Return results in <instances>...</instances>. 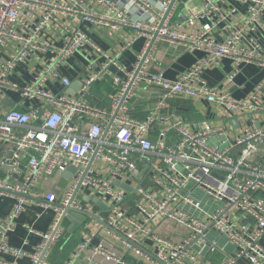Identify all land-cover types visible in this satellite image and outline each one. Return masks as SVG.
<instances>
[{
	"label": "built area",
	"instance_id": "1",
	"mask_svg": "<svg viewBox=\"0 0 264 264\" xmlns=\"http://www.w3.org/2000/svg\"><path fill=\"white\" fill-rule=\"evenodd\" d=\"M183 1L0 0V167H10L9 176L0 178V192L18 194V207L44 200L43 206L56 214L32 264H50L47 251L63 234L60 220L66 212L91 214L98 230L120 239L141 262L212 264L205 253L215 251L224 237L234 251L220 264H264V77L238 99L229 90L209 86L202 75L207 64L219 66L224 58L234 67L229 81L244 64L264 70V0H201L200 9L175 20L177 3ZM81 23L103 27L109 36L130 29L144 37L133 68L119 62L121 51H104L80 29ZM162 41L209 56L169 79L149 70L153 49ZM78 53L102 57L104 64L98 67L99 57L89 58L81 91L56 94L50 83L71 85L63 68ZM19 66L31 75L29 83L10 78ZM106 75L116 85L110 108L86 98L87 89ZM141 83L159 91L155 107L144 118L134 116L129 104ZM10 90L32 107H4ZM176 96L237 114L241 131L211 121L186 127L163 110ZM144 165L149 185L139 181ZM71 167L75 172L60 198L61 188L44 180H60ZM115 181L132 186L133 193ZM86 190L109 206L107 215L85 201ZM156 221H172L187 233L174 241L152 228ZM5 236L3 232L0 253L9 251ZM95 237V232L87 233L66 264H75L83 254L86 264H101L95 255L116 264H136L93 243ZM146 238L152 239L154 253L145 250ZM88 248L91 252L86 253Z\"/></svg>",
	"mask_w": 264,
	"mask_h": 264
},
{
	"label": "crops",
	"instance_id": "2",
	"mask_svg": "<svg viewBox=\"0 0 264 264\" xmlns=\"http://www.w3.org/2000/svg\"><path fill=\"white\" fill-rule=\"evenodd\" d=\"M177 11L174 15L175 20L184 18L185 13H191L198 10L202 6L201 0H184L178 2ZM240 11H244V7H239ZM80 29L88 33V35L96 41L104 51L112 54L121 51L119 55V62L127 69L131 70L136 60L137 51H141L146 39L137 36L136 32L130 29H122L113 36H109L107 30L103 27H94L87 23H81ZM137 39L135 40V38ZM132 43L131 48H127L128 44ZM126 50H122L125 49ZM7 53L5 50L4 54ZM209 54L197 50L189 51L184 46L172 44L167 41L158 42L153 49V60L150 72L161 71L169 79H176L181 73L191 69L199 60L208 57ZM93 54H76L69 58L68 64L63 68V75L71 80V85L65 88L61 82L52 81L50 89L56 94L66 93L67 95H77L82 89L83 70L88 64L89 58H98ZM104 58L99 57L96 62L98 67L104 64ZM233 63L229 58H224L219 66L212 63L207 64L203 69V77L208 85L217 91H231L235 98L241 99L246 97L253 90L254 86L264 77V70L254 64H244L240 67L232 81H229L230 75L233 72ZM112 73L117 72L116 68L111 66ZM10 78L19 84H26L31 81V75L23 66L11 74ZM116 93V85L114 84L111 76H104L98 80L93 86L87 89L86 98L88 102L99 106L111 107L112 97ZM5 100L11 102L12 106L18 108H31L32 102L24 100L21 95L14 90L5 93ZM159 98V91L157 88L141 83L134 96L130 99L131 113L139 118H144L155 107ZM36 105L38 103L35 101ZM10 106L4 104V107ZM54 107V106H52ZM165 113L172 114L173 117L181 119L188 128H197L201 123L211 121L214 124H227L233 130L239 132L242 129L240 125L241 118L234 113L220 110L214 105L209 104L207 101L197 98H190L184 96H176L169 99L163 109ZM261 118V115L257 116ZM240 118V119H239ZM259 126V123H255ZM153 135L156 136V128L153 130ZM2 150L0 149V154ZM146 167L145 165L142 169ZM6 169L10 167H0V178L9 176ZM147 170L142 178L145 185L149 182L145 178ZM141 180V181H142ZM140 181V180H139ZM58 178H50L44 180V184L51 187L58 186ZM123 185V186H122ZM48 186V187H49ZM120 189L128 191L127 187H132L129 184L119 182ZM45 188V186H44ZM86 202L94 203L92 200L96 197L93 192L86 190ZM64 190L60 189V198H63ZM18 194H2L0 192V242L3 240L2 234L6 232L5 242L9 247V251L0 253V264H32V255L36 248L44 241V237L48 232L53 220L56 216L52 207L46 208L44 200H36L34 203L20 205L18 207ZM96 204V203H94ZM132 204V200L128 201ZM97 205V204H96ZM97 207H99L97 205ZM102 214L105 216L109 212V206L104 204V207H99ZM131 211L136 213L135 208L132 207ZM16 213L15 219L9 222L10 216ZM93 217H85L72 232H69L71 221L65 219L62 222L63 234L55 241L47 251L48 262L50 264H66L72 257V254L77 250L80 242L84 239L87 233L95 232L96 237L93 243H100L107 248L115 250L119 254L136 264H151L147 261H139V257L133 252L127 251L121 244L120 239L107 233L106 230H98ZM153 229L159 233L172 238L174 241H179L187 231L172 221H156ZM75 236V244L72 249L66 251V245L69 240ZM215 233H211V237H215ZM143 246L148 252H155L154 244L151 238L143 240ZM234 251L233 246L224 238L219 239V246L215 251L206 252L205 258L212 264H220L222 258L225 256H232ZM91 252L88 248L86 253ZM95 258L101 264H116L112 260L96 256ZM75 264H86L85 254L78 258ZM187 264V263H186Z\"/></svg>",
	"mask_w": 264,
	"mask_h": 264
},
{
	"label": "water",
	"instance_id": "3",
	"mask_svg": "<svg viewBox=\"0 0 264 264\" xmlns=\"http://www.w3.org/2000/svg\"><path fill=\"white\" fill-rule=\"evenodd\" d=\"M5 104L6 105H11V102H8L5 100ZM38 123L41 124L42 123V120H38ZM148 169V167H144L141 171V174H140V177H139V180L141 181L146 170ZM73 172H75V167H71L70 168V171L69 172H66L64 174V176L59 180V183H58V187H60L61 189H64L66 187V185L68 184L69 180L72 178V175H73ZM115 184L116 185H119V181H115ZM123 186V185H122ZM127 189L129 191H132L133 188L132 187H127ZM59 191V190H57ZM94 203H96L99 207H104V203L103 202H100L99 199L96 197L95 199L92 200ZM86 215L84 214H80V213H74V212H66L61 220H60V223H62L65 219H68L70 220L72 223H71V226L69 228V232H72L74 231V229L81 223L84 221ZM89 217H92V215L90 214Z\"/></svg>",
	"mask_w": 264,
	"mask_h": 264
},
{
	"label": "trees",
	"instance_id": "4",
	"mask_svg": "<svg viewBox=\"0 0 264 264\" xmlns=\"http://www.w3.org/2000/svg\"><path fill=\"white\" fill-rule=\"evenodd\" d=\"M74 242H75V236L72 237V238L69 240L68 244L66 245V251H67V250H70V249L73 248V246H74V244H75Z\"/></svg>",
	"mask_w": 264,
	"mask_h": 264
}]
</instances>
